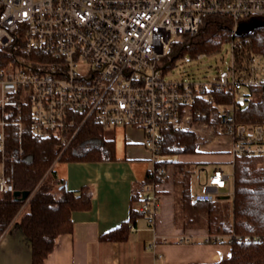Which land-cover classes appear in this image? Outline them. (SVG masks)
Segmentation results:
<instances>
[{
    "label": "built area",
    "instance_id": "1",
    "mask_svg": "<svg viewBox=\"0 0 264 264\" xmlns=\"http://www.w3.org/2000/svg\"><path fill=\"white\" fill-rule=\"evenodd\" d=\"M213 14L232 18L237 33L240 21L264 17V0H0V49L11 55L0 68V152L6 149L8 124L24 128L27 108L33 134L57 138L65 148L88 121L106 129H142L153 154L151 175L166 171L161 163L170 157L160 153L161 145L166 134L177 129H208L210 135L228 136L233 167L238 156L264 158V122L246 123L236 117L249 100L261 98L251 88L264 80L261 55L251 54L239 65L232 41V62L213 79L165 77L174 43L196 34L205 17ZM215 91H231L232 102L217 104ZM201 101L219 107L210 114L211 119L220 115L217 127L204 120ZM229 179L230 173L214 169L206 191L194 198L220 197ZM153 185H145L138 206L151 221L160 208ZM0 190H15L4 163ZM229 193L234 195V189ZM232 239L224 233L206 236L208 242ZM179 241L191 237L183 234Z\"/></svg>",
    "mask_w": 264,
    "mask_h": 264
},
{
    "label": "trees",
    "instance_id": "2",
    "mask_svg": "<svg viewBox=\"0 0 264 264\" xmlns=\"http://www.w3.org/2000/svg\"><path fill=\"white\" fill-rule=\"evenodd\" d=\"M253 27L233 32L234 20L226 15L213 14L205 17L200 30L194 35L178 39L167 58V65L189 53L215 54L222 51L227 42H236L238 64L251 54L264 58V17H251ZM241 22V21H240ZM11 55L0 49V68ZM252 90L262 93L259 101L249 100L236 112L238 121L264 122V80L252 85ZM217 104L229 105L233 100L231 91H215ZM206 111L204 120L214 126L219 116L211 119L219 107L211 101H201ZM28 109H25L24 128L8 124L6 149L0 152V163L14 184V191L0 190V238L15 218L21 214L20 227L31 240L33 264H44L53 251L61 234L74 231L73 213L90 209L93 192L88 186L71 189L66 179L54 168L57 161H103L116 159L115 139L106 135L107 129L94 122H86L65 148L57 138H41L33 134ZM10 118H13L11 116ZM200 135L194 130H172L166 134L161 145L162 154H198L201 152ZM166 171L150 173L139 183L143 187L167 179ZM174 164V182L177 218L183 219L184 227L204 226L211 233L233 235L231 254L217 264H261L264 262V158L260 155L238 156L234 163V195L213 200H197L193 197L192 177L201 162L180 159ZM196 167V168H195ZM29 191V200H22L14 192ZM140 211L132 210L129 219L105 232L101 239L119 241L128 239ZM226 242V241H223Z\"/></svg>",
    "mask_w": 264,
    "mask_h": 264
},
{
    "label": "crops",
    "instance_id": "3",
    "mask_svg": "<svg viewBox=\"0 0 264 264\" xmlns=\"http://www.w3.org/2000/svg\"><path fill=\"white\" fill-rule=\"evenodd\" d=\"M108 130L111 131L109 136L115 139L116 159L57 161L54 165L71 189L90 188L93 205L73 213L74 231L58 237L44 264H217L229 257V242H208L206 236L211 232L207 227L186 228L183 219L177 218L174 161H165L168 162L167 179L153 185L160 194V208L155 220L151 221L141 213L128 239H101L105 232L129 219L132 210L139 211L145 189L139 183L154 166L153 154L144 143L142 129L118 126L107 129L106 135ZM224 136L229 140L228 148L223 150L227 153L201 156L206 151L201 144L200 153L185 154L181 159L202 164L214 162L217 164L214 169L222 168L227 172L223 164H233V155L230 153L231 140ZM221 150L213 148L215 152ZM196 193L200 192L193 191V197ZM21 214L0 238V264H33L31 240L20 227ZM183 234L189 235L191 241H179Z\"/></svg>",
    "mask_w": 264,
    "mask_h": 264
},
{
    "label": "rangeland",
    "instance_id": "4",
    "mask_svg": "<svg viewBox=\"0 0 264 264\" xmlns=\"http://www.w3.org/2000/svg\"><path fill=\"white\" fill-rule=\"evenodd\" d=\"M233 58L231 42L224 44L222 51L215 54H206L202 57L192 56L189 53L184 54L179 57L175 63L171 66H168L165 73L167 79L172 80H184V81H194V80H206L213 79L217 71L220 69H228ZM167 61V59H166ZM247 88V86H245ZM256 95L261 96L260 99H255L254 101H259L262 99V93L256 92ZM222 108V107H221ZM201 127V126H200ZM203 129V128H202ZM110 130L107 132V136L110 134ZM200 135V145L202 144L206 151L201 153V156L213 155L215 153H227L226 148L229 146V140L224 134L216 133L210 135L208 129H203L197 131ZM219 136V137H217ZM213 148L222 149L219 152L213 151ZM168 155L169 162L175 160H180L182 155L180 154H166ZM2 164L0 163V172L2 171ZM214 162H203L201 167L197 168L193 177H192V189L194 192H204L206 191L205 183L208 176L213 172L215 168ZM228 173H230L229 183L226 189H223L220 195L230 194V191L234 189V169L232 163L223 164ZM200 174L201 178L199 179L198 175Z\"/></svg>",
    "mask_w": 264,
    "mask_h": 264
},
{
    "label": "water",
    "instance_id": "5",
    "mask_svg": "<svg viewBox=\"0 0 264 264\" xmlns=\"http://www.w3.org/2000/svg\"><path fill=\"white\" fill-rule=\"evenodd\" d=\"M253 26H254V23L251 21H241L239 22L238 30L240 28H250ZM14 194L22 200H29V197H30V192L27 190L25 191L16 190Z\"/></svg>",
    "mask_w": 264,
    "mask_h": 264
}]
</instances>
